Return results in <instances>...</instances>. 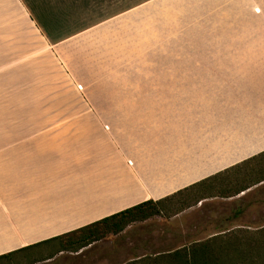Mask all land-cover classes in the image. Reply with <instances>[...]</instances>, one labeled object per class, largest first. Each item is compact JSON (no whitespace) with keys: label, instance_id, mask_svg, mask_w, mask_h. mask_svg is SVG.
Masks as SVG:
<instances>
[{"label":"crops","instance_id":"obj_1","mask_svg":"<svg viewBox=\"0 0 264 264\" xmlns=\"http://www.w3.org/2000/svg\"><path fill=\"white\" fill-rule=\"evenodd\" d=\"M78 4L51 39L39 17L63 5L0 0V264H168L228 231L210 225H244L264 183V14L232 1L244 20L215 29L197 8L187 45L185 17L148 36L147 4L95 19ZM212 177L169 217L91 225Z\"/></svg>","mask_w":264,"mask_h":264},{"label":"trees","instance_id":"obj_2","mask_svg":"<svg viewBox=\"0 0 264 264\" xmlns=\"http://www.w3.org/2000/svg\"><path fill=\"white\" fill-rule=\"evenodd\" d=\"M47 0H44L46 2ZM65 8L62 12H50L42 14L39 18L44 32L52 39V32L58 31L62 24L70 21V18L60 17L68 10L82 5L88 12H98L102 5L109 8L113 4H124L115 12L100 13V16L108 17L127 10L147 0H52ZM69 17V16H68ZM216 177L200 181L183 191L177 192L171 197L159 201H145L131 208L123 210L103 218L91 225H117L114 231L120 230L121 225L135 221H142L160 213L159 206L176 198L183 193L209 189L210 182ZM213 180V181H212ZM168 264H264V227L257 230L234 229L225 234L211 237L205 241L191 244L188 247L176 250L167 255Z\"/></svg>","mask_w":264,"mask_h":264},{"label":"rangeland","instance_id":"obj_3","mask_svg":"<svg viewBox=\"0 0 264 264\" xmlns=\"http://www.w3.org/2000/svg\"><path fill=\"white\" fill-rule=\"evenodd\" d=\"M27 3H31L32 0H24ZM153 1V2H151ZM165 1V2H163ZM168 0H147L145 2L140 3L139 7L134 6L132 7V11L124 10V13L129 14H140L144 13L145 11V5L152 10L153 16H143L141 21L137 23V25H140V28L145 30L148 36H152L151 29L156 26L166 25L167 29L170 30V32H175L177 30V20L179 17H185L186 18V44L190 45L193 43V36L197 34L196 28L198 25L201 24L205 20V16H200L195 20L194 13L197 11V8H207L209 11L205 12L204 15L210 14L214 17V27L215 29L221 28L220 26L223 25L226 22V19H229L231 16L234 18L232 21L235 23L242 22L244 19L241 17H237L238 13L232 14L230 13L226 14L225 9L226 7L233 2L241 1V0H193L190 3L179 5L177 2H171L168 3ZM250 1V9L249 12L254 17H261V14H264V8L262 5H264V0H249ZM150 2V3H149ZM196 2V3H195ZM260 2V3H259ZM195 3V4H193ZM124 4H113L109 8H106L105 5L101 6V9L98 10V12H95L90 17L91 19H95L98 17L100 13H110L117 11L120 7H122ZM186 7H185V6ZM196 9V10H195ZM255 9H259V11H255ZM204 10V9H203ZM202 10V11H203ZM262 10V11H261ZM141 11V12H140ZM117 14H121V12H118ZM225 27V26H224ZM145 28V29H144ZM203 27L200 26L199 29ZM240 28V25L235 27ZM244 29H247V27H242ZM177 33V32H176ZM155 34V33H154ZM146 36V34H145ZM176 38V37H175ZM175 38H170V41H173ZM161 43V42H160ZM159 43V48H161V44ZM188 51V50H187ZM262 82H264L262 80ZM258 176L261 178H264V163L257 169ZM253 177L251 179L248 178L245 184L248 183L253 184L252 181ZM259 182H264V179ZM257 184V183H256ZM208 194V192H206ZM197 197L190 196V197H176L167 203L159 206L160 209L163 208V216L169 217L170 214H173L177 212L178 210H181L185 208L186 206L192 204ZM246 202L249 205L250 212L248 215H245L242 217L240 222L244 225H210L213 229L218 230H228L224 231L223 234L230 232L234 229H249V230H257L260 228H263L264 225V183L261 185H257L256 188H254L247 196ZM153 217V216H152ZM205 227V225L203 226ZM207 240V239H205ZM204 240V241H205Z\"/></svg>","mask_w":264,"mask_h":264},{"label":"snow or ice","instance_id":"obj_4","mask_svg":"<svg viewBox=\"0 0 264 264\" xmlns=\"http://www.w3.org/2000/svg\"><path fill=\"white\" fill-rule=\"evenodd\" d=\"M140 5L138 4L137 7H139ZM128 11H132V6L129 5L128 8H127ZM257 11H259V9H257ZM121 14H124V9H121ZM255 161L254 160H249L248 163H254Z\"/></svg>","mask_w":264,"mask_h":264},{"label":"water","instance_id":"obj_5","mask_svg":"<svg viewBox=\"0 0 264 264\" xmlns=\"http://www.w3.org/2000/svg\"><path fill=\"white\" fill-rule=\"evenodd\" d=\"M193 0H170V2L169 3H171V2H177V3H190V2H192Z\"/></svg>","mask_w":264,"mask_h":264}]
</instances>
